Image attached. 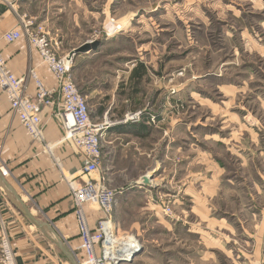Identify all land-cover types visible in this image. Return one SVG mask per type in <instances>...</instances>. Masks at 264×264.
I'll return each instance as SVG.
<instances>
[{
    "label": "rangeland",
    "instance_id": "1",
    "mask_svg": "<svg viewBox=\"0 0 264 264\" xmlns=\"http://www.w3.org/2000/svg\"><path fill=\"white\" fill-rule=\"evenodd\" d=\"M88 7L90 16L93 11H107L106 21L87 24L88 33L105 37L103 53L87 71L82 61L73 70L85 96L98 87L105 94L100 99L88 97L94 122H101L100 108L113 101L118 81L142 63L148 75L143 88L153 95L151 110L157 123L162 107L172 106L184 112L180 115L188 131L198 128L233 138L228 141L231 150L210 141L211 153L227 172H216L222 180L220 190L204 192L205 208L192 207L186 197L184 206L173 208L169 217L159 203L169 197L159 191L175 190L184 183L187 187L198 172H166L157 177L150 208L145 199L127 205L121 225L128 234L137 235L140 248L122 264H264V0H88ZM88 33L84 37H90ZM177 93L183 96L176 97ZM131 108L124 115L136 113ZM221 108L239 116L248 131L238 127L240 121L229 120L228 114L216 113ZM106 115L111 121L120 119L118 112ZM204 136L199 138L206 144ZM240 144L248 148L243 162L237 156L240 150L236 153ZM131 181L117 177L108 185L116 189ZM167 220L174 221L172 227H167Z\"/></svg>",
    "mask_w": 264,
    "mask_h": 264
},
{
    "label": "crops",
    "instance_id": "2",
    "mask_svg": "<svg viewBox=\"0 0 264 264\" xmlns=\"http://www.w3.org/2000/svg\"><path fill=\"white\" fill-rule=\"evenodd\" d=\"M15 8L16 10H13L0 2V48L11 70L16 75L27 79L33 100H36V83L31 74L32 70L45 87L55 86L56 81L47 67L41 64L37 50L26 36L9 43L3 37L5 32L17 27L23 28V23L27 21H31L34 25L41 24L46 27L49 36L59 42L58 52L60 54L71 53L86 41L100 40L101 45L96 51L74 57L73 70L75 64L82 61L83 71H87L90 65L95 64L94 61L98 55L103 53L106 46L105 37L96 33H88L87 24L89 20L98 22L104 18L106 21L107 11L103 10L101 13L93 11L90 16L88 0H27L18 2ZM111 32L113 33L114 30ZM86 33L90 34V37H84ZM140 65H143L146 73L141 79L139 78V83H135L134 74L138 67L135 64L128 70L129 74L126 73L127 76H123L124 80L116 84L113 101H108L106 105L102 104L101 119H97L103 121L107 117L106 113L109 112L120 113V119L113 121L115 123L107 129L102 141V159L97 173L105 184L115 182L117 177L133 179L129 185L114 187L117 191L115 205L117 218L115 219L114 211L113 217L116 230L120 234H128L121 225V213H128L127 205L137 203L135 201L142 199L147 200L146 207L150 208L149 205L155 202L154 192L159 185L157 177H164L166 172L198 173H194L193 182H190L187 187L183 182L184 185L181 186L176 184L175 190L164 188L165 190L159 191L169 196L166 200L160 198V204L169 201L172 208L179 210L184 206L187 197L190 203H193L192 207L202 208L203 206L205 208L203 203L208 200L204 192L217 194L220 190L222 180L216 177V172H227V167L222 165L215 154L211 153L213 151L210 148L212 147L210 141H213L212 144L219 143L228 148V141L233 139L220 138L219 133H212V131L208 134L198 128L188 131V123L185 122L184 116L180 115L184 112L172 106L164 105L160 112V121L152 123L153 95L143 88L148 75L146 66L142 63ZM229 90L233 93L232 88ZM81 93L83 94L82 91ZM178 95L181 97L183 93H177L176 97ZM86 96L87 100L91 96L100 99L105 94L98 87L92 89L90 95L86 94ZM117 98L119 102L115 104ZM57 101L58 98L55 99L53 106L42 108L45 137L52 146V150L48 152L42 144L30 138L18 118L12 113L10 102L0 89V165L8 171L5 176L6 181L14 190L8 193L5 191L0 196L1 205L4 206V209L2 207L0 211L7 223L8 219H12L8 223V234L18 264H72L60 248L48 240L43 232L22 214L16 205L18 197L35 217L50 223L58 236L66 243L79 242L70 180L82 181L85 178L82 174L85 162L78 150L63 140L64 130L53 116L58 108ZM147 102H151V106ZM113 104L114 106H111ZM129 108L132 109L131 111L141 112L143 116L141 120L121 122ZM216 113H222L224 117L228 114L229 120L240 121L238 127L248 131V127H243L245 124L241 122L240 117L234 116L226 108L218 109ZM193 125L196 126V122H193ZM203 134H205L203 142L206 144L202 143L199 138ZM156 136L157 138H154ZM237 148L236 153L240 150L237 156L243 162V154L248 148L241 144ZM146 176H153L149 184L143 181ZM175 179L177 183L181 182L179 176ZM193 183L199 185L201 190ZM85 212L89 225L95 228L99 219L103 217V213L100 209L96 211L89 205L85 206ZM173 224L174 221H166L167 227H172ZM135 236L138 239L137 235Z\"/></svg>",
    "mask_w": 264,
    "mask_h": 264
},
{
    "label": "built area",
    "instance_id": "3",
    "mask_svg": "<svg viewBox=\"0 0 264 264\" xmlns=\"http://www.w3.org/2000/svg\"><path fill=\"white\" fill-rule=\"evenodd\" d=\"M27 0H0L1 3L16 10L18 2ZM111 22H115L111 18ZM23 28L17 27L5 32L4 39L16 42L26 36L31 45L37 50L41 64L45 65L53 75L56 85L45 87L31 71L36 83V100L32 99L27 79L16 75L8 65L7 59L0 48V89L10 102L12 113L27 131L30 138L42 144L46 151L52 146L45 137V123L42 108L51 107L57 101V110L53 116L60 122L63 130V140L69 142L84 159L82 181L70 180L71 194L74 200L75 213L79 230V242L66 243L78 264H122L121 258H131L132 252L140 247L134 234H120L116 230L113 211L116 203V189L105 184L97 176L102 159V141L107 129L115 122L107 117L101 122L91 118L87 97L83 95L76 84L73 75L74 57L71 53L60 54L59 42L53 40L46 27L31 21L23 23ZM121 29V28H118ZM117 29V30H118ZM108 34V33H107ZM141 112L125 115L121 122H137L141 120ZM152 123H157L151 117ZM120 122V121H119ZM4 176L8 172L3 170ZM5 168V167H4ZM5 189L0 185V196ZM167 216L174 214L169 201L161 202ZM86 205H95L103 212L97 226L91 228L85 212ZM2 208L0 201V210ZM0 211V261L1 264H18L14 247L8 234V223ZM133 239V242L129 240ZM135 241L137 243H135ZM123 250V257L119 251Z\"/></svg>",
    "mask_w": 264,
    "mask_h": 264
},
{
    "label": "water",
    "instance_id": "4",
    "mask_svg": "<svg viewBox=\"0 0 264 264\" xmlns=\"http://www.w3.org/2000/svg\"><path fill=\"white\" fill-rule=\"evenodd\" d=\"M101 45L100 40H93V41H86L84 44H82L81 46L75 48L72 52H71V56L75 57L79 54H87L89 52L92 51H96L99 46ZM153 176H146L143 178V181L145 184H149L150 183V179ZM0 185L5 189V191L8 193L9 191H13V187L6 181V177L3 175V172L0 168ZM18 202H17V206L19 208V210L22 212V214L39 230H41L43 232V234L45 235V237L50 240L51 242H53L58 248H60V250L63 252V254L70 260V262L72 264H78L77 260L75 259L74 255L72 254L71 250L69 249V247L67 246L66 242L60 237L58 236V234L56 233V231L54 230V227L46 222V221H42L41 219L35 217L33 215V213L30 211V209L27 207V205L22 201V199L20 197H18ZM51 234H53L54 236H52ZM140 248V247H139ZM138 248V249H139ZM138 250H134L132 252V256L131 258L127 259L123 257V250L119 251V255L121 258V262H126V261H130L132 259L133 256H135L137 254Z\"/></svg>",
    "mask_w": 264,
    "mask_h": 264
},
{
    "label": "trees",
    "instance_id": "5",
    "mask_svg": "<svg viewBox=\"0 0 264 264\" xmlns=\"http://www.w3.org/2000/svg\"><path fill=\"white\" fill-rule=\"evenodd\" d=\"M143 65H139L138 67H137V69H136V71H135V74H134V76H135V83L136 84H138L139 83V78L141 79L143 76H144V74L146 73L144 70H143Z\"/></svg>",
    "mask_w": 264,
    "mask_h": 264
},
{
    "label": "bare ground",
    "instance_id": "6",
    "mask_svg": "<svg viewBox=\"0 0 264 264\" xmlns=\"http://www.w3.org/2000/svg\"><path fill=\"white\" fill-rule=\"evenodd\" d=\"M1 169H2V168H1ZM3 170H4V171H7L6 168H4V167H3ZM7 172H8V171H7ZM129 240H130V242H131V241L133 242V239H132V238H129ZM135 243H137V242L135 241Z\"/></svg>",
    "mask_w": 264,
    "mask_h": 264
}]
</instances>
